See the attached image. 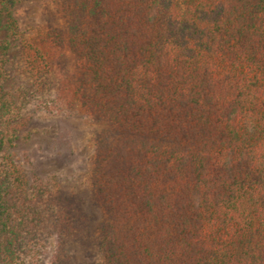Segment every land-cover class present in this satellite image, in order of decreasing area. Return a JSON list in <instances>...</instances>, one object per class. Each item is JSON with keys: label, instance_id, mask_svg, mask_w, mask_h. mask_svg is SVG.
I'll use <instances>...</instances> for the list:
<instances>
[{"label": "trees", "instance_id": "16d2710c", "mask_svg": "<svg viewBox=\"0 0 264 264\" xmlns=\"http://www.w3.org/2000/svg\"><path fill=\"white\" fill-rule=\"evenodd\" d=\"M0 0V33H18ZM60 24L25 44L50 114L115 132L94 142L89 185L103 212L57 181H30L5 152L0 98V264H264V0H58ZM70 60L67 61V57ZM45 87L48 90L43 93Z\"/></svg>", "mask_w": 264, "mask_h": 264}, {"label": "rangeland", "instance_id": "374dc122", "mask_svg": "<svg viewBox=\"0 0 264 264\" xmlns=\"http://www.w3.org/2000/svg\"><path fill=\"white\" fill-rule=\"evenodd\" d=\"M57 9L58 0H17L14 12L18 33H0V98L8 104L13 123L29 119L25 128L11 133L4 150L25 170L30 181L55 180L64 192L79 196L84 211L98 225L103 212L93 205L88 180L94 142L101 131L115 130L107 123L93 121L81 111L50 114L43 102L51 95L56 78H49V92L41 97L26 71L25 44L45 28L47 20L61 23ZM47 90L45 87L43 93ZM51 253L52 247L47 246L29 264H49ZM69 255L71 264H104L96 252L86 257L73 247Z\"/></svg>", "mask_w": 264, "mask_h": 264}]
</instances>
